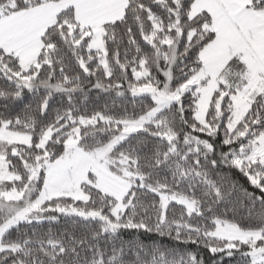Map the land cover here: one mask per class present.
Instances as JSON below:
<instances>
[{"label": "snow or ice", "instance_id": "snow-or-ice-1", "mask_svg": "<svg viewBox=\"0 0 264 264\" xmlns=\"http://www.w3.org/2000/svg\"><path fill=\"white\" fill-rule=\"evenodd\" d=\"M200 248L264 264V0H0V264Z\"/></svg>", "mask_w": 264, "mask_h": 264}, {"label": "trees", "instance_id": "trees-1", "mask_svg": "<svg viewBox=\"0 0 264 264\" xmlns=\"http://www.w3.org/2000/svg\"><path fill=\"white\" fill-rule=\"evenodd\" d=\"M131 76V72L129 69V77ZM96 77H92L91 78V82L95 83ZM107 82V81H105ZM124 87H127V84L124 85ZM100 97L99 99H97V97ZM128 99L130 100V94ZM27 102V101H26ZM107 102L109 105H111L112 103V98L105 95L102 92H99L97 90H93L90 94V102L87 105L89 111L91 110H98L100 108L103 107L104 103ZM121 102L119 100H117V104L119 105ZM19 107H22V105H20ZM53 107H55V105H53ZM18 110V109H17ZM231 207V206H229ZM218 212H222L224 211V208L221 206L219 209H217ZM235 218L237 221L241 222L242 224H244L245 226H247V224L249 223L248 220V214H247V209L244 208H240L236 211V213L233 212H229L228 213V218ZM193 249H195V246L192 245L190 246ZM199 251L201 252L204 260H205V264H213L214 260H218L219 257L218 256H213L211 253H209L206 249L200 248ZM223 264H235V261H229L227 258L224 260Z\"/></svg>", "mask_w": 264, "mask_h": 264}]
</instances>
